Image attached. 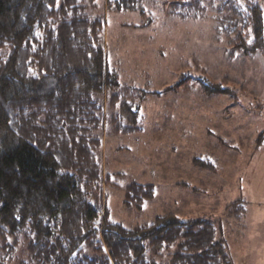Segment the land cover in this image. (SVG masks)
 <instances>
[{
  "label": "trees",
  "instance_id": "trees-1",
  "mask_svg": "<svg viewBox=\"0 0 264 264\" xmlns=\"http://www.w3.org/2000/svg\"><path fill=\"white\" fill-rule=\"evenodd\" d=\"M97 1L0 0V264H233L210 220L170 213L127 228L104 210L98 95L110 90L113 132L123 134L138 124L133 106L149 92L120 85L108 71ZM162 1L182 18L207 7V0ZM144 2L106 5L145 17ZM214 8L223 31L249 24L254 47L262 46L259 5L219 0ZM153 194L152 184L132 181L124 204L141 209ZM245 212L239 198L225 207L229 219Z\"/></svg>",
  "mask_w": 264,
  "mask_h": 264
},
{
  "label": "rangeland",
  "instance_id": "rangeland-1",
  "mask_svg": "<svg viewBox=\"0 0 264 264\" xmlns=\"http://www.w3.org/2000/svg\"><path fill=\"white\" fill-rule=\"evenodd\" d=\"M106 1L97 3L108 71L120 85L149 93L133 106L138 124L123 134L113 132L110 90L98 95L104 210L128 223L134 213L145 222L170 213L210 220L233 264H264V40L254 47L249 24L223 31L215 19L219 0H207L196 18L145 0L148 20L138 11L109 10ZM237 1L259 5L264 27V0ZM236 36L250 47L238 46ZM132 181L154 187L138 210L124 204ZM238 198L246 212L229 219L225 207Z\"/></svg>",
  "mask_w": 264,
  "mask_h": 264
},
{
  "label": "crops",
  "instance_id": "crops-1",
  "mask_svg": "<svg viewBox=\"0 0 264 264\" xmlns=\"http://www.w3.org/2000/svg\"><path fill=\"white\" fill-rule=\"evenodd\" d=\"M143 176H146L145 171H142ZM151 210V209H150ZM143 211V210H142ZM129 217H133L135 214L136 217H133V220H131L130 223L127 221H118L119 219H111L112 221L121 224L124 227L127 228H136V227H143L151 224L153 222L154 217H148L147 221L145 222V219H141L140 217L137 216V213H134L133 211L129 212ZM134 213V214H133ZM149 216V214H148ZM110 218V217H109Z\"/></svg>",
  "mask_w": 264,
  "mask_h": 264
}]
</instances>
